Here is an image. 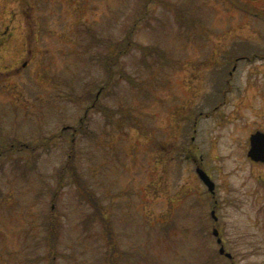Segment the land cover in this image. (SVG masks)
I'll list each match as a JSON object with an SVG mask.
<instances>
[{"label":"rangeland","instance_id":"rangeland-1","mask_svg":"<svg viewBox=\"0 0 264 264\" xmlns=\"http://www.w3.org/2000/svg\"><path fill=\"white\" fill-rule=\"evenodd\" d=\"M256 132L264 0H0V264H264Z\"/></svg>","mask_w":264,"mask_h":264},{"label":"water","instance_id":"water-1","mask_svg":"<svg viewBox=\"0 0 264 264\" xmlns=\"http://www.w3.org/2000/svg\"><path fill=\"white\" fill-rule=\"evenodd\" d=\"M247 157L255 163H264V133L256 132L249 137V150ZM198 177L207 187L210 193H214V185L209 177L199 168L196 170ZM213 216V212L211 213ZM213 236L217 237V244H221V239L218 238V232L213 230ZM219 254L224 255L226 258H230V254L225 253L224 248H219Z\"/></svg>","mask_w":264,"mask_h":264}]
</instances>
